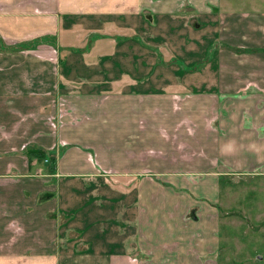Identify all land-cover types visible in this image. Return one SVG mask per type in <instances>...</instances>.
<instances>
[{
	"label": "crops",
	"instance_id": "crops-1",
	"mask_svg": "<svg viewBox=\"0 0 264 264\" xmlns=\"http://www.w3.org/2000/svg\"><path fill=\"white\" fill-rule=\"evenodd\" d=\"M255 175L263 9L0 0V264H218Z\"/></svg>",
	"mask_w": 264,
	"mask_h": 264
},
{
	"label": "rangeland",
	"instance_id": "rangeland-1",
	"mask_svg": "<svg viewBox=\"0 0 264 264\" xmlns=\"http://www.w3.org/2000/svg\"><path fill=\"white\" fill-rule=\"evenodd\" d=\"M239 12L264 0H221ZM218 264H264V176L222 178Z\"/></svg>",
	"mask_w": 264,
	"mask_h": 264
}]
</instances>
